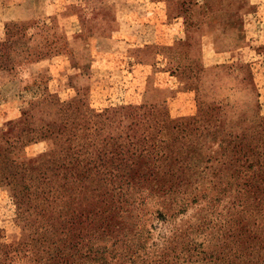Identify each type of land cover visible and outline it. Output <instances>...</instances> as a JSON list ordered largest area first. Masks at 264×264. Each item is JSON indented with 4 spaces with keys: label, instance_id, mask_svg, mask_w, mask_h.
Returning <instances> with one entry per match:
<instances>
[{
    "label": "rangeland",
    "instance_id": "374dc122",
    "mask_svg": "<svg viewBox=\"0 0 264 264\" xmlns=\"http://www.w3.org/2000/svg\"><path fill=\"white\" fill-rule=\"evenodd\" d=\"M0 12V264H244L243 225L264 220V0ZM102 152L87 174L84 154ZM21 169L33 195L17 206L3 177ZM178 183L227 206V240L202 262L182 245L199 237L180 226L194 208L152 213Z\"/></svg>",
    "mask_w": 264,
    "mask_h": 264
},
{
    "label": "trees",
    "instance_id": "16d2710c",
    "mask_svg": "<svg viewBox=\"0 0 264 264\" xmlns=\"http://www.w3.org/2000/svg\"><path fill=\"white\" fill-rule=\"evenodd\" d=\"M10 69L11 68H9V70ZM86 121H84V124H86ZM261 144L264 145V141H261ZM85 154H84L85 156L84 160L88 167V169L86 170L87 174L90 173L91 169H93L94 175L98 174L99 168L100 170H104V164L102 165L101 161L105 155V152H102L101 154H97L93 158L88 157L89 155L87 156V154L86 155ZM259 162H261V166L264 168V146L261 151ZM11 168H12L11 164L7 161V166L5 167V169L10 170ZM45 170L48 169L46 168ZM26 171L27 170L25 169H21V172H19L18 174H14L16 177H19L21 179V180L19 179V181L16 182H14L13 180L11 182V177L13 175L12 172L6 171L7 176L5 175V177H3V180L5 179L7 180L4 181L5 182L4 186H6L7 189L10 191L11 197L14 200L15 204H17V206L23 204L28 198V196L33 195V191H31L32 187L27 186V184L30 182V178H28ZM245 187L250 190L252 188H256L257 186L254 185L249 186L246 184ZM202 188L203 187L189 188V186L186 184L178 183V185H176L175 188L169 189L171 190L170 193L173 194V198L170 201H167V203L163 202L162 207H160L159 209H155V211L152 212L157 214L158 216H162V222H166L165 219L166 216L164 215L165 212L170 213L168 217H166L167 219L168 218L170 219L171 217L184 215V213L187 210L194 208L193 214L188 215L183 220V223L180 224V226L188 222H191L192 224H189V227L187 225V229L189 228V230H193L197 232L196 235H198L199 237H197V240L195 242H189V243L185 242L182 245L185 249L190 248L189 250L194 251L195 252L194 254L196 256H202L203 258L202 260H200L201 262L206 259L207 253H205L204 251H206L209 248V244H211L214 239L215 242H217L216 249L218 250H220L221 245L227 240V238H224L223 234L219 235L220 230L227 225V221H224L225 215L227 213L223 211L227 209L226 203L221 204L220 203L221 200H218V198L216 197H208V198L202 197L198 199L196 193L202 190ZM176 196H178L179 198H177ZM219 204H221V206H219ZM140 205H142V203ZM247 223L251 224L250 225L251 227L250 229H248L246 224L243 225V228H245V231L243 233L246 232V234H248V237H246V242H252V243L250 246L248 245L247 249L245 248L247 251L245 253L244 264H264V236L263 234L261 236L259 235L260 229H264V220L261 218L260 220H258L257 223H253V221H250L248 219ZM236 225H238V223L234 224V226ZM180 226L178 227V230L177 229L175 230L179 232V230H181ZM226 231L229 232V230ZM184 233L181 234L182 235L181 237L185 236L186 238V235H184ZM242 235L239 234V236ZM260 250H262L261 254L259 253ZM208 257L213 260H206V261L217 260L212 258V254H210ZM197 259L199 261V258Z\"/></svg>",
    "mask_w": 264,
    "mask_h": 264
},
{
    "label": "crops",
    "instance_id": "0c3cea01",
    "mask_svg": "<svg viewBox=\"0 0 264 264\" xmlns=\"http://www.w3.org/2000/svg\"><path fill=\"white\" fill-rule=\"evenodd\" d=\"M19 8H20V6H16V9H19ZM21 13H22V11H21ZM0 18H2V17H0ZM11 18H13V19H17V18L20 19V17L18 15H14V17H11ZM21 18H23V17L21 16ZM1 20H3V18Z\"/></svg>",
    "mask_w": 264,
    "mask_h": 264
}]
</instances>
